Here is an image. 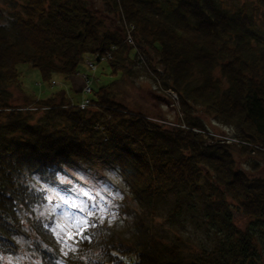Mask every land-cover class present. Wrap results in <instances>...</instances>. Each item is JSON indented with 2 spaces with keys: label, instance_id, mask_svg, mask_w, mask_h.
Wrapping results in <instances>:
<instances>
[{
  "label": "trees",
  "instance_id": "trees-1",
  "mask_svg": "<svg viewBox=\"0 0 264 264\" xmlns=\"http://www.w3.org/2000/svg\"><path fill=\"white\" fill-rule=\"evenodd\" d=\"M11 1L10 15L0 9L7 22L0 24V255L15 251L25 220L38 239L41 264H258L264 176L250 178L234 163L241 150L264 159V37L255 22L241 11L224 12L213 0H103L132 28L133 48L101 31L85 0ZM254 1L264 9V0ZM110 46L111 59L99 63L110 82L91 88L89 108L78 106L72 87L51 90L31 107H11L10 90H22L19 66L37 69L41 83L54 87L52 81L76 77L85 56H101ZM132 60L158 90L174 94L183 124L166 126L146 103L124 104L130 98L124 65ZM218 69L224 82L210 77ZM195 107L232 127L236 138L229 143L203 131L192 117ZM37 112L42 115L31 124ZM96 161L117 170L146 213L172 194L170 216L195 209L218 229L220 242L192 259L185 241L159 239L139 221L129 239L88 226V238L77 236L70 250L34 217L46 199L32 180L55 183L71 163ZM228 201L248 220L244 232L233 227Z\"/></svg>",
  "mask_w": 264,
  "mask_h": 264
},
{
  "label": "rangeland",
  "instance_id": "rangeland-1",
  "mask_svg": "<svg viewBox=\"0 0 264 264\" xmlns=\"http://www.w3.org/2000/svg\"><path fill=\"white\" fill-rule=\"evenodd\" d=\"M213 2L221 7L224 12L237 14L241 11L246 13L255 22L258 33H261L264 37V9L257 5L256 1L213 0ZM85 4L90 8L96 22L102 24L100 26L103 27L101 31L109 34V36L124 39L128 29L119 18L114 16L108 8H105L103 0H85ZM13 6L14 3L11 0H0V9L5 17L11 14L10 11ZM0 24H7V22L5 19L0 20ZM262 43L264 46V42ZM92 60H94L92 56H85L83 63L78 67V71L90 79V83L95 89L107 85L110 79L100 72L103 64L97 66L96 74L91 73L86 68L87 61ZM136 61L125 62L124 65L126 82L129 85L124 92L130 97L127 98L129 103L124 101V104L131 109V101L132 103H146L151 116L160 118L166 126L183 124L181 123L183 115L176 107L177 104H173L167 94L157 89L150 73L142 67L143 65H136ZM18 69L22 76L20 82L22 90H10V105L13 108L31 107L34 102L33 99H44L51 90L57 91L59 88L68 89L72 87V91L76 90L77 94L74 93L76 101L89 97L81 95L84 84L79 76L67 79L65 82H62V79H57L54 81L56 87H50L41 83L37 69L25 64L19 66ZM197 74L196 71L195 75ZM197 77L198 79L202 78L201 75ZM210 77L224 82V79L220 77L219 69L211 72ZM71 95L74 97L73 94ZM192 111V117L195 122L200 124L203 131L215 135L217 139L225 136L233 141L236 138V131L232 127L229 128L222 123H218L210 114L207 115L201 107H195ZM40 115H42V112L35 113L31 124H36ZM242 151L234 156L235 167L247 173L250 178L264 176V159L261 157L250 158L245 151ZM63 171L64 173L57 177L55 183L50 184L39 177H34L32 180L34 187L45 193L46 199L41 208L34 210L33 215L50 230L57 223L66 224L70 219L79 222V220L87 217V213L90 211L93 216L88 218L89 225L94 224L95 229L100 228L106 234L108 232V234L121 239H129L134 232L135 223L139 221L148 226L151 231H155V235L159 239L170 241L174 237H179L181 241H185L184 250H186V255L192 259L204 258L212 251L215 241L220 242L218 229L215 226L213 227L207 220L204 221L205 218L202 214H196L195 209L189 210L190 208L182 207L180 216H170L175 202L172 194L159 197L156 205L157 211L148 214L133 200L130 191L124 188L123 180L116 169L96 161L93 164L73 162L71 166L65 167ZM204 173L208 177L212 176L207 168L204 169ZM228 203L231 206L233 227L244 232L248 220L239 213L233 203L230 201ZM81 208L85 211L81 212ZM22 227L23 231L16 240L17 247L15 251L11 254L0 255V264H41L35 248L36 243H38L37 237L25 220ZM255 233L259 239L261 238L260 241L264 249V238L260 235L258 229H255ZM61 236H63V233H61ZM59 241L68 248H74L73 245L76 239L68 240L66 243L61 239ZM259 259L258 264H264V251L263 257Z\"/></svg>",
  "mask_w": 264,
  "mask_h": 264
},
{
  "label": "built area",
  "instance_id": "built-area-1",
  "mask_svg": "<svg viewBox=\"0 0 264 264\" xmlns=\"http://www.w3.org/2000/svg\"><path fill=\"white\" fill-rule=\"evenodd\" d=\"M127 28V27H126ZM128 29V28H127ZM131 30H132V28H130V29H128V31L126 32V35H125V37H124V41H125V43L126 44H128L129 46L131 45L133 48H135V42H134V39H132V37H131ZM112 51H115V47L114 46H110V48H109V52H106L105 54H103L102 56H101V58H100V61H102V62H107V61H109L110 59H111V57H112V54H111V52ZM136 60H137V62L138 63H144V60H143V58L140 56V55H138L137 57H136ZM86 67L88 68V70H90V71H92V72H94L95 70H96V66L94 65V63H92V62H90V61H88L87 63H86ZM79 77L81 78V81H83V84H84V87L81 89V93H82V95H87V96H89L90 95V92H91V84H90V80L85 76V75H79ZM51 85L52 86H56V84H55V82H51ZM166 94L171 98V99H173V94H172V92L171 91H166ZM91 103H90V101H89V99H87V97H85V98H83L80 102H79V105L78 106H80V108L81 109H86V108H89L91 105H90ZM220 141H224L225 140V142L227 141V142H232V140L231 139H229V138H227V137H225V136H221V139H219Z\"/></svg>",
  "mask_w": 264,
  "mask_h": 264
},
{
  "label": "snow or ice",
  "instance_id": "snow-or-ice-1",
  "mask_svg": "<svg viewBox=\"0 0 264 264\" xmlns=\"http://www.w3.org/2000/svg\"><path fill=\"white\" fill-rule=\"evenodd\" d=\"M80 211L83 212L85 210L81 208ZM92 216L93 213L89 211L87 213V217L79 220V222L70 219L66 224L57 223L54 227L51 228V231L54 235L57 236L58 239L64 240L65 243L68 240H75L77 236H79L81 239H87L88 237L85 235L87 227L95 226L94 224L89 225L88 218ZM61 233H63V236H61ZM70 250L75 251L74 248H71ZM65 255H67V252H65Z\"/></svg>",
  "mask_w": 264,
  "mask_h": 264
},
{
  "label": "water",
  "instance_id": "water-1",
  "mask_svg": "<svg viewBox=\"0 0 264 264\" xmlns=\"http://www.w3.org/2000/svg\"><path fill=\"white\" fill-rule=\"evenodd\" d=\"M95 62H97V63H98V60H95Z\"/></svg>",
  "mask_w": 264,
  "mask_h": 264
}]
</instances>
